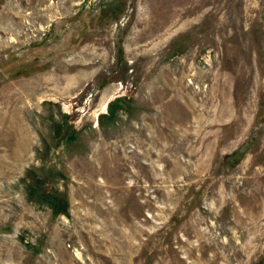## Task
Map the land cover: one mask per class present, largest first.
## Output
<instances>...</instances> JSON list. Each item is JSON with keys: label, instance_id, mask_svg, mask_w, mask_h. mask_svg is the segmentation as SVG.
Instances as JSON below:
<instances>
[{"label": "rangeland", "instance_id": "obj_1", "mask_svg": "<svg viewBox=\"0 0 264 264\" xmlns=\"http://www.w3.org/2000/svg\"><path fill=\"white\" fill-rule=\"evenodd\" d=\"M0 264H264V0H0Z\"/></svg>", "mask_w": 264, "mask_h": 264}]
</instances>
